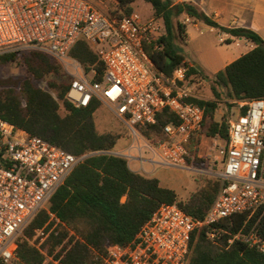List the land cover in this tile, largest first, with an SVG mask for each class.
Wrapping results in <instances>:
<instances>
[{"label": "built area", "instance_id": "1", "mask_svg": "<svg viewBox=\"0 0 264 264\" xmlns=\"http://www.w3.org/2000/svg\"><path fill=\"white\" fill-rule=\"evenodd\" d=\"M104 7V0H0V56L24 51L48 55L68 80L66 101L74 107L99 102L135 135L138 148L140 140L146 146L150 143L135 125L154 124L156 113L165 108L176 116V125L163 128L169 140L152 145L155 156L164 164L187 167L225 184L200 220L175 204H160L129 243L106 248L101 264H185L194 230L209 227L206 235L215 242L221 232L213 226L216 223L264 210V98L233 102L239 114L226 121L228 139L214 145L222 158L220 169L215 170L212 161L211 169L203 171L194 156L186 162V144L201 131L204 119V107L191 101L199 99L194 83L207 80L186 81L183 66L164 76L143 49L161 34V22L134 11L117 17ZM186 22L190 21L185 17ZM79 39L104 66L100 82L94 80L93 67L85 72L68 55ZM217 41L225 43L220 36ZM94 154L99 152L75 156L0 119V264H24L16 258V242L41 211L45 222L23 238L42 256L41 264H59L61 254L55 256L60 246L48 254L46 242L65 226L49 210V199L76 165ZM234 241L264 254V240L253 229L229 234L226 244Z\"/></svg>", "mask_w": 264, "mask_h": 264}, {"label": "trees", "instance_id": "2", "mask_svg": "<svg viewBox=\"0 0 264 264\" xmlns=\"http://www.w3.org/2000/svg\"><path fill=\"white\" fill-rule=\"evenodd\" d=\"M135 1L115 0L114 10L110 13L117 17L128 16ZM141 1L150 6L153 18L162 24L161 34L150 44H144L143 49L154 67L166 77L183 66L187 68L186 81L208 80L202 70L186 60L176 45V39L184 37V25L177 20L180 16L254 45L214 74L211 91L215 99H191L204 107L203 128L186 144V162L194 156L197 163L201 161L196 154L202 134L224 141L228 139L226 121L213 120L218 108L219 87L226 89L227 98L233 102L264 98V43L249 29L218 26L190 2ZM230 42L227 39L226 43ZM68 55L78 61L85 72L93 67L96 72L94 80H102L104 66L85 41L77 40ZM18 58L25 67L26 77H16L9 82L0 80V119L75 156L99 152L77 164L49 199V210L65 226H59L46 242L48 254L60 246L55 256L61 254L59 264H101L106 248L112 244L129 243L162 203L175 204L195 219L204 217L225 181L198 176L196 190L187 199H178L174 191L162 188L157 179L131 171L126 158L109 153L122 136L120 133H97L93 115L99 102L94 100L87 107H74L66 101L68 80L55 60L42 52L24 51L1 55L0 65ZM38 82H45V88L39 87ZM244 110L245 107L241 112ZM177 123L176 116L165 108L156 113L154 124H137L134 130L156 146L169 140L163 128ZM45 220V213L39 212L23 231L24 237H30L31 231L42 226ZM213 226L221 231L215 242L206 235L209 227L191 233L185 264H264V254L256 248L240 241L226 244L229 234L240 229L245 232L253 229L259 239L264 240L262 208L250 215H233ZM70 231L73 234L69 236ZM16 243L19 262L41 264L42 256L23 237Z\"/></svg>", "mask_w": 264, "mask_h": 264}, {"label": "rangeland", "instance_id": "3", "mask_svg": "<svg viewBox=\"0 0 264 264\" xmlns=\"http://www.w3.org/2000/svg\"><path fill=\"white\" fill-rule=\"evenodd\" d=\"M104 8L111 12L114 10V5L112 4L111 0H104ZM131 8L134 12H136L140 17L142 18H152V11L148 4H145L141 0H136L134 3L131 4ZM120 13V12H119ZM118 13V14H119ZM180 22V21H179ZM184 25V24H183ZM186 37L183 43H176L179 49L185 53V55L193 60L196 65L203 70L205 73L209 75L208 80L204 82L203 84L194 83V93L195 95L204 101L213 100L215 99L212 91H211V85L213 76L212 72H214L215 69L221 68V66L225 62H229L232 60L236 54L235 46L234 45H226V44H219L217 42V37L215 33L209 32L208 30H204L200 32L199 34L194 31V27L191 23H187L186 25ZM30 52V51H25ZM16 77L25 78L26 77V70L25 67L21 61L20 58H18L16 61L12 63H8L5 65H0V80L9 82L11 79H14ZM37 85L41 88H45V82H38ZM219 90V98H217L218 108H217V115H219L224 110L226 111L224 114H222L224 119L226 117H229L230 119H234V115L236 111L238 110L236 108V105L232 103L229 98H227L225 92L226 89L224 87L218 88ZM100 104V103H99ZM93 122L95 125V129L97 133H114L119 134L122 136V139H120L117 142V148L121 147L123 141L127 140V143L129 141L136 140L135 135L119 120H117L112 113L105 108L102 104L98 106L97 111L93 115ZM207 125V122L205 126ZM201 139H203L207 143V147L209 148V152L212 154L210 158L206 157H198V159H201V161L197 162V165H203L206 162V159L209 161H214L215 165H213L215 170L220 169V163L222 158L219 157L217 154V147L214 146L218 142L209 141L206 139L204 134H202ZM220 144H223L224 141H220ZM125 147V146H124ZM123 148V147H122ZM116 149V148H115ZM113 151H115L113 149ZM141 154L143 157L151 158V154L149 152H146L145 149L142 150ZM129 167L131 170H135L136 172L140 174H145L149 172L151 169V165L148 162H144L142 164L143 170L141 171L138 169V163L135 161H129ZM165 171L167 172V176L176 183H192V177L196 178L198 176L202 177H209L214 178L210 175L204 174V173H190L189 171H186L184 169H178V168H170V166H167L165 168ZM150 176V175H146ZM24 231V230H23ZM23 231L21 233L23 235ZM19 237V238H20Z\"/></svg>", "mask_w": 264, "mask_h": 264}, {"label": "crops", "instance_id": "4", "mask_svg": "<svg viewBox=\"0 0 264 264\" xmlns=\"http://www.w3.org/2000/svg\"><path fill=\"white\" fill-rule=\"evenodd\" d=\"M173 4L181 3V2H190L193 5L197 7L199 11L204 13L211 21L216 23L218 26L232 29V28H244L249 29L256 33L261 40L264 43V0H171ZM146 4V3H145ZM178 21H180L181 24H184V37L183 39H176V43H183L186 37V22L183 23L185 20L184 16H180L177 18ZM194 27V31L198 34L204 30H208L209 32L215 33L216 37L220 36L225 40V43H218L219 44H226V45H234L236 54L232 60L229 62H225L221 68H217L212 72V75H214L216 72L222 70L227 64L237 59L242 54L246 53L247 51L251 50L254 45L251 42H248L242 38H232L228 34L219 31L218 29L203 25L202 23H191ZM230 40L231 42L229 44L226 43V41ZM183 52V51H182ZM185 55V53H183ZM186 56V55H185ZM186 60L192 64L195 65L198 69H200L196 63L189 59L186 56ZM201 70V69H200ZM203 71V70H202ZM203 73L209 77L207 73L203 71ZM226 111L224 110L219 115H217V109L214 112L213 120L215 122H220L224 117H222ZM239 114V111H236L234 115V119ZM225 121L232 120L229 117H226L224 119ZM122 139V138H121ZM209 141H224L217 137H206ZM220 144V143H219ZM125 146V147H124ZM123 147V148H122ZM116 148V149H115ZM137 142L136 140H131L129 143H127V140L123 141L121 147L117 148V144L114 147V152L118 153L121 157H124L127 159V164L129 167V161H135L138 163V169L141 171L143 170L142 164L144 162H148L151 165V169L149 172L142 174L146 177L155 178L158 180L159 185L162 188H167L175 192L178 199L185 200L189 197V195L194 192L198 186L196 182V178H191L192 183H176L170 180V178L167 176V172L165 171V168L167 166H170V168H178V169H184L186 171H190L187 169V167H175L171 165L164 164L160 161V159L155 156V153L153 151L152 145H144L143 141H139V150L137 149ZM145 149L146 152H149L151 154V158L143 157L141 154L142 150ZM130 156L128 158L127 156ZM138 156L142 160H138ZM198 157H206L210 158L212 154L209 152V148L207 147V143L201 139L200 144L197 146V154ZM197 164V163H196ZM212 162L206 159L205 164L198 165L200 169L203 171L211 169ZM130 169V167H129ZM131 170V169H130ZM133 171V170H131ZM133 172H136L135 170ZM194 173V172H193Z\"/></svg>", "mask_w": 264, "mask_h": 264}]
</instances>
